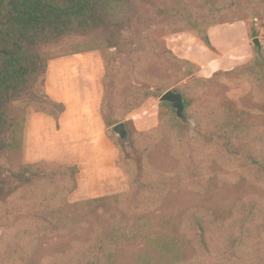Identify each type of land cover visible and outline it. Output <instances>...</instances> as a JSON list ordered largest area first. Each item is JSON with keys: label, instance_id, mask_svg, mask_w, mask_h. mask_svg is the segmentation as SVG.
<instances>
[{"label": "rangeland", "instance_id": "obj_1", "mask_svg": "<svg viewBox=\"0 0 264 264\" xmlns=\"http://www.w3.org/2000/svg\"><path fill=\"white\" fill-rule=\"evenodd\" d=\"M221 7L224 14L216 13L222 17L220 22L207 29L210 46L193 31L172 32L180 25L177 14L211 15ZM114 21L122 23L117 36L107 29L44 45L41 51L50 58L45 75L12 105L21 151L0 153V185L5 193L0 200V264H85L81 252L87 229L59 233L45 214L58 203L49 197L60 187L51 182L53 175L26 177L30 180L14 175L38 162L77 167V189L65 197L67 218L72 216L68 206L127 193L133 179L140 196L135 202L156 201L161 207L150 217L123 219L115 211L97 217L79 210L77 219L107 231L118 244L123 264H160L170 259L176 251L171 219L196 198L186 194L181 179L174 178L166 181L170 188L161 200L147 199L152 183L162 188L159 176L169 177L176 165L177 151L163 123L173 121L194 129L198 115L208 114L214 105L241 107L253 95L241 69L255 59L264 61V0H123ZM255 38L260 53L252 43ZM74 55L84 56L82 77L92 78L91 86L83 82L84 88L96 94L106 144L100 143L98 155L90 143L70 142L49 124L31 119L34 114L45 115L35 111L45 97L50 98L45 82L51 63ZM52 76L64 82L71 77V68L62 67L55 75L52 71ZM168 90L182 94L184 113L193 124L182 123L169 103L159 102ZM161 103L170 111L162 110ZM120 123L124 140L113 131Z\"/></svg>", "mask_w": 264, "mask_h": 264}, {"label": "trees", "instance_id": "obj_2", "mask_svg": "<svg viewBox=\"0 0 264 264\" xmlns=\"http://www.w3.org/2000/svg\"><path fill=\"white\" fill-rule=\"evenodd\" d=\"M122 1L0 0V153L21 151L12 105L45 75L50 58L41 48L72 35L107 29L117 36L122 23L114 19ZM224 11L221 7L211 15L177 14L180 25L172 32L193 31L210 46L207 29L220 22L222 17L216 13L222 16ZM241 73L247 74L253 91L241 107L216 104L208 114L198 115L194 129L173 121L163 123L177 151L176 165L169 177L159 176L162 188L152 183L147 199L161 200L170 188L166 181L179 178V185L196 202L177 210L171 219L176 251L160 264H264V61L255 59ZM160 106L170 111L166 103ZM35 112L57 120L65 106L45 97ZM48 174L61 189L49 195L58 203L45 214L54 220L59 233L68 228L87 229V244L81 252L85 264H123V260L107 231L96 223L83 224L77 211L97 217L115 211L123 219H142L161 208L156 201L136 203L140 196L132 179L127 193L68 206L72 216L67 218L63 215L65 197L77 189V167L38 162L14 173L19 178ZM4 195L0 185V200Z\"/></svg>", "mask_w": 264, "mask_h": 264}, {"label": "crops", "instance_id": "obj_3", "mask_svg": "<svg viewBox=\"0 0 264 264\" xmlns=\"http://www.w3.org/2000/svg\"><path fill=\"white\" fill-rule=\"evenodd\" d=\"M53 62L49 66L45 87L51 99L65 105V112L57 121L45 115H42L44 117H33L38 114H34L31 119H34L36 123L49 124L55 134L64 135L65 139H70V142L90 143L94 147L95 155H98L101 151L100 143L106 145L104 143L105 134L97 108L96 94L84 88L83 82L88 83L86 86L92 84L91 75L86 74L85 77H82L80 71L84 64V56L74 55ZM62 67L71 68V77L66 81L64 80V82L62 78L52 76V71L55 75ZM76 78L78 82L73 81ZM83 78L85 81H82ZM74 136L79 137V139L74 141Z\"/></svg>", "mask_w": 264, "mask_h": 264}, {"label": "water", "instance_id": "obj_4", "mask_svg": "<svg viewBox=\"0 0 264 264\" xmlns=\"http://www.w3.org/2000/svg\"><path fill=\"white\" fill-rule=\"evenodd\" d=\"M252 43L257 47L258 53L261 52L260 45L258 39H253ZM159 102H166L169 103L171 108L175 112V116L178 120L182 123H189L193 124V120L185 115V104L183 100V96L180 92H175L173 90H168L164 92L161 97L159 98ZM113 131L122 139L126 138V132L124 128V124L120 123L113 127Z\"/></svg>", "mask_w": 264, "mask_h": 264}]
</instances>
